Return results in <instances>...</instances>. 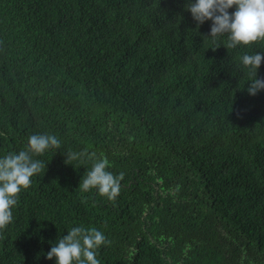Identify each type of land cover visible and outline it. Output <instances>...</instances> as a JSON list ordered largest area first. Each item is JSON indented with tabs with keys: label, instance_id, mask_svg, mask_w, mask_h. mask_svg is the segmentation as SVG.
Instances as JSON below:
<instances>
[{
	"label": "trees",
	"instance_id": "1",
	"mask_svg": "<svg viewBox=\"0 0 264 264\" xmlns=\"http://www.w3.org/2000/svg\"><path fill=\"white\" fill-rule=\"evenodd\" d=\"M185 3L0 0V157L61 142L35 157L0 264H55L77 226L111 241L100 264H264V90L240 66L264 41L213 51ZM84 150L124 173L114 203L79 190L92 161L65 151Z\"/></svg>",
	"mask_w": 264,
	"mask_h": 264
},
{
	"label": "clouds",
	"instance_id": "2",
	"mask_svg": "<svg viewBox=\"0 0 264 264\" xmlns=\"http://www.w3.org/2000/svg\"><path fill=\"white\" fill-rule=\"evenodd\" d=\"M184 8L191 13L197 28L206 21H211L210 32L204 39L211 38L213 51L223 44L228 50L238 46H251L264 41V0H187ZM234 11H229L233 9ZM220 37H226L224 43ZM264 61V53L244 54L240 57V66L249 74L247 92L256 95L264 90V79L257 77V71ZM61 148L60 140L53 134H32L25 147L18 153L10 152L0 157V231L13 221V208L17 206L19 193L31 187L32 177L45 172L46 165L35 157L43 156L50 150ZM65 164L79 161L82 165L92 161L86 171L79 190L88 193L93 189L96 194L115 202L121 191L124 173L114 175L108 171L107 158H97L87 150L81 152L65 151ZM105 234L95 227H72L46 253V258H55V264H100L98 250L103 245H110Z\"/></svg>",
	"mask_w": 264,
	"mask_h": 264
}]
</instances>
